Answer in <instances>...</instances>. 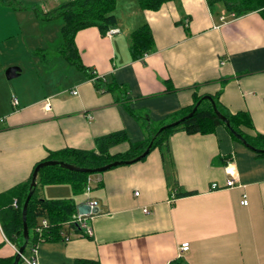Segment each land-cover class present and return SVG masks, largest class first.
I'll use <instances>...</instances> for the list:
<instances>
[{
  "label": "crops",
  "instance_id": "crops-1",
  "mask_svg": "<svg viewBox=\"0 0 264 264\" xmlns=\"http://www.w3.org/2000/svg\"><path fill=\"white\" fill-rule=\"evenodd\" d=\"M15 1L17 8L0 2V195L27 182L52 152L94 150L97 139L125 132L129 142L110 152L127 153L148 137L143 121L169 122L196 93L218 96L232 114H249L253 128L244 132L264 134L260 12L234 16L207 0L151 11L139 0H118L117 34L96 27L77 33L81 70L59 52L63 19L47 21L33 10L48 12L68 0ZM144 25L154 51L134 59L130 37ZM12 67L20 72L8 79ZM168 143L170 152L155 148L140 161L90 175L89 196L75 194L68 182L39 185L44 199L100 207L87 219L93 236L63 224L71 239L41 243L39 264H264V155L222 124L206 134L173 132ZM232 176L236 184L226 188ZM16 254L0 221V258Z\"/></svg>",
  "mask_w": 264,
  "mask_h": 264
},
{
  "label": "trees",
  "instance_id": "trees-1",
  "mask_svg": "<svg viewBox=\"0 0 264 264\" xmlns=\"http://www.w3.org/2000/svg\"><path fill=\"white\" fill-rule=\"evenodd\" d=\"M118 0H68L59 4L48 12H43L35 6L33 10L44 20L50 21L62 18L64 21L61 34L63 44L59 52L77 68L83 70L85 67L81 63L79 52L75 46V37L77 33L89 27H96L102 35H106L108 31L116 26V17L114 14L115 6ZM176 0H139L143 9L158 11L165 3L174 2ZM0 2L17 8L19 6L15 0H0ZM211 8L217 4H223L225 8L234 13L236 16L246 15L252 12H260L264 16V0H207ZM131 51L134 59H141L146 54L154 51V38L152 31L148 25H144L130 37ZM37 53H42L38 51ZM100 83H97L99 87ZM106 90L111 91L112 88L106 85ZM204 95L195 94L193 105L183 109L181 112L170 118L169 122L156 124L152 121H143L148 137L138 143H131L130 149L125 154L112 155L110 149L124 142H129L128 135L125 132L113 133L96 140V148L94 150H80L67 148L57 152H52L47 160L63 161L81 168H99L117 160H132L148 148L151 142L153 145L151 150L155 148L165 147L167 152L169 149V137L173 132L183 130L189 135L206 134L215 130L218 125H225L215 115L213 106L209 100L203 99ZM216 102L219 111L225 115L231 123L232 128L240 134L253 147L252 150L264 155V134L257 133L250 136L244 132L243 127L253 128L251 117L247 113L232 114L226 111L220 104L218 96L212 97ZM201 101L195 113L184 120L176 127L167 129L158 134L159 129L167 124L180 120L192 112L196 104ZM230 132V130H229ZM231 133V132H230ZM232 134V133H231ZM233 138L240 141L232 134ZM241 142V141H240ZM85 174L73 172L61 167H44L39 171L37 178V188L29 202L27 211V225L29 228V242L25 250V254H29L31 249L39 244L49 241L63 240V224L72 221L73 216L77 213V204L72 199L63 200H47L41 197L39 185L44 183L68 182L73 188V192L77 195L84 194L89 176ZM31 178L12 190L0 195V221L7 238L19 249L24 244L23 235V204L29 193ZM190 193L179 194L180 196L189 195ZM17 202V208H13V201ZM42 219H47L50 227L43 229L42 234L35 232L40 225ZM71 227L75 224L71 223ZM79 230V229H78ZM15 257L0 258V264H13ZM19 264H24L20 260ZM76 264H98L92 261H78Z\"/></svg>",
  "mask_w": 264,
  "mask_h": 264
},
{
  "label": "water",
  "instance_id": "water-1",
  "mask_svg": "<svg viewBox=\"0 0 264 264\" xmlns=\"http://www.w3.org/2000/svg\"><path fill=\"white\" fill-rule=\"evenodd\" d=\"M19 72H20L19 68L12 67L7 71V78L13 79L18 75ZM203 99L209 100L211 102L213 109H214V112H215V115L217 116L218 119H220L225 124V126L230 130V132L234 136H236V138H238L245 146H247L250 149H253V147H251V145H249V143L232 128L230 120L219 111L214 99L211 96H204ZM200 103H201V101H199L196 104V106L193 108L192 112L189 113L187 116L181 118L180 120L172 122L170 124L162 126L159 129L157 135L162 133L163 131H165L167 129L176 127L177 125L182 123L184 120L191 117L195 113V111L197 110ZM152 145H153V142L150 143V145L143 152V154H141L140 156H138L132 160H117V161L111 162L105 166H102L99 168H94V169L81 168V167L74 166L72 164H69V163H66L63 161H57V160H47V161L39 163L33 171L29 193L27 195V198H26V200L23 204V208H22L23 225H24V229H23L24 244L18 249V252L16 254V257H15L13 264H19V262L21 260V255L25 253V250H26L28 242H29L30 233H29V228L27 225V211H28V206H29V202L31 200V197L33 196L35 189L37 188V178H38L39 171L42 168H44V167H61V168L66 169V170H70L73 172H79V173H85V174L102 173V172H105L111 168L117 167L119 165L132 164V163H135L137 161H140L141 159L145 158L150 153ZM262 152H264V150H262ZM99 212H100L99 206H92L88 202L81 203L77 206V213L79 215H82V216H90V215L93 216V215L99 214Z\"/></svg>",
  "mask_w": 264,
  "mask_h": 264
},
{
  "label": "built area",
  "instance_id": "built-area-1",
  "mask_svg": "<svg viewBox=\"0 0 264 264\" xmlns=\"http://www.w3.org/2000/svg\"><path fill=\"white\" fill-rule=\"evenodd\" d=\"M234 16H235V14H234ZM117 33H118V31L113 28L110 31H108L106 35L111 37ZM77 93L78 92H76V91L73 92V94H75V95ZM12 104H13V106L18 105L17 98H13ZM235 184H236V178L234 176H232L229 180H227L225 187L230 188V187L235 186ZM212 188L213 189H221V187L217 183H214L212 185ZM90 192H91V187L89 185H87L86 189H85V194L87 196H89ZM136 195H138V193H136ZM88 203H90L92 206H98V204L95 201H89ZM243 204H245V205L248 204L246 195L244 196ZM17 206H18L17 202L15 201L13 207L17 208ZM145 212H147V211H145ZM90 216H92V215H90ZM90 216H82V215H79L78 213H76L73 216L71 223L75 224V227H77V229L86 231V234L88 236H93V229L91 228L90 224L87 221L88 217H90ZM71 223L66 222L64 224L70 225ZM49 227H50V225H49V222L47 221V219H42L40 222V225L36 228L35 232L37 234L41 235L43 232V229H48ZM63 238L65 241H69L71 239L69 234H64V233H63ZM39 245L37 247L32 248L29 254L24 253L21 255V260L23 261L24 264H39V260H38V247H39ZM188 250H189V244H184L181 248L182 252H186ZM17 252H18V248H17Z\"/></svg>",
  "mask_w": 264,
  "mask_h": 264
},
{
  "label": "rangeland",
  "instance_id": "rangeland-1",
  "mask_svg": "<svg viewBox=\"0 0 264 264\" xmlns=\"http://www.w3.org/2000/svg\"><path fill=\"white\" fill-rule=\"evenodd\" d=\"M25 1V3H27V4H30L33 0H24ZM41 1H43V3L47 6V5H49V4H52L55 0H41ZM36 3L37 2H39V0H37V1H35ZM58 20V19H57ZM59 20H62L61 18L59 19ZM62 42H60V44H61ZM60 46H62V45H60ZM38 52V51H37ZM36 52V53H37ZM37 54H40V53H37ZM59 54V52H57V54H56V52H52L51 51V56H52V58H53V56H57ZM59 56V55H58ZM33 59H34V57H33ZM92 175H94V174H92Z\"/></svg>",
  "mask_w": 264,
  "mask_h": 264
}]
</instances>
